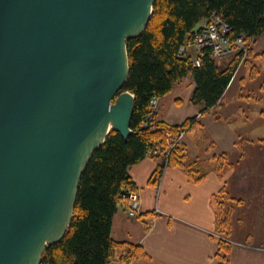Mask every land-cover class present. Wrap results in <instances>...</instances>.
I'll list each match as a JSON object with an SVG mask.
<instances>
[{
    "label": "water",
    "instance_id": "water-1",
    "mask_svg": "<svg viewBox=\"0 0 264 264\" xmlns=\"http://www.w3.org/2000/svg\"><path fill=\"white\" fill-rule=\"evenodd\" d=\"M156 1L0 0V264H41L94 153L132 135L127 43Z\"/></svg>",
    "mask_w": 264,
    "mask_h": 264
},
{
    "label": "trees",
    "instance_id": "trees-1",
    "mask_svg": "<svg viewBox=\"0 0 264 264\" xmlns=\"http://www.w3.org/2000/svg\"><path fill=\"white\" fill-rule=\"evenodd\" d=\"M214 16H219L228 26L227 38L232 42L244 37L249 45L264 35V0L156 1L146 31L127 43L130 74L124 90L135 96L133 133L124 139L112 131L94 153L80 182L71 225L59 243L46 248L41 264H111L116 250H127L126 262L143 254L140 246L119 243L112 237L113 218L121 195L127 189H135L129 171L146 158L148 150L165 146L167 131L173 135L180 131L187 133L197 123L192 117L179 125H169L159 121L157 113L150 120L151 100L164 98L177 83L191 77L195 84L192 102L207 112L221 103L244 63L255 57L264 58V51L256 53L253 46L245 57L243 52L229 56L223 68L210 48L204 49L200 66L195 65L191 55L180 56V48L193 37L194 30ZM252 75H259L255 66ZM153 159L158 166L150 180L152 185L159 184L167 167L182 170L194 184L207 177L206 163L193 159L183 141L168 158ZM215 161L218 172L233 164L226 154L216 156ZM213 202L217 208L215 258L218 264H229L234 246L231 236L235 211L243 200L222 189Z\"/></svg>",
    "mask_w": 264,
    "mask_h": 264
},
{
    "label": "crops",
    "instance_id": "crops-1",
    "mask_svg": "<svg viewBox=\"0 0 264 264\" xmlns=\"http://www.w3.org/2000/svg\"><path fill=\"white\" fill-rule=\"evenodd\" d=\"M235 80L221 103L207 112L192 102L195 84L191 77L159 99V121L179 125L196 118L183 143L193 159L206 163L207 177L194 184L182 170L167 167L159 184L152 185L157 161L146 157L133 166L129 174L141 197V212L132 219L125 204L119 205L112 237L119 243L140 246L143 254L126 262L127 250H116L111 264H218L214 240L217 208L213 199L222 189L243 200L235 211L231 236L239 246H233L229 264H264V250L259 249H264V164L251 163L253 151H257L254 138L264 150V139L260 138L264 136V86L261 83L256 90L260 97L253 96L251 83L245 84L250 94L237 96L242 84L236 86ZM184 85L190 89L185 100L181 97ZM221 154L233 164L218 172L215 157ZM242 160L244 164H236ZM236 233L241 235L237 238Z\"/></svg>",
    "mask_w": 264,
    "mask_h": 264
},
{
    "label": "built area",
    "instance_id": "built-area-1",
    "mask_svg": "<svg viewBox=\"0 0 264 264\" xmlns=\"http://www.w3.org/2000/svg\"><path fill=\"white\" fill-rule=\"evenodd\" d=\"M229 33L228 26L222 21L219 16H214L211 20L205 21L199 25L193 32V37L180 48V56H192L196 66L201 65L200 58L204 56V49H212V54L215 59H222L243 52L244 57L248 55L254 42L246 43L244 37H238L235 41L227 38ZM264 35L258 40H263ZM254 43V44H253ZM159 99L153 98L151 100V120L158 111ZM149 125V123H146ZM186 131H180L177 135L170 132L165 134V146H154L146 153V157L153 158L158 156L160 158H168L171 152L180 144L186 137ZM125 204L126 212L129 218L136 219L141 212V197L139 192L134 189H127L121 195V202L119 205ZM243 246V245H242Z\"/></svg>",
    "mask_w": 264,
    "mask_h": 264
},
{
    "label": "rangeland",
    "instance_id": "rangeland-1",
    "mask_svg": "<svg viewBox=\"0 0 264 264\" xmlns=\"http://www.w3.org/2000/svg\"><path fill=\"white\" fill-rule=\"evenodd\" d=\"M253 49L256 51V53L263 52L264 51V39L258 40L257 43H255V45L253 46ZM228 58L229 57L223 58L222 60L218 61V64L220 65L221 63H223L224 64L223 67H224L229 60ZM254 66L259 71V75H255V76L252 75V71H253ZM223 67L220 66V68H223ZM235 79H236L235 85L236 84L238 85L239 83L242 84V86L237 91V93H238L237 96H239V95L244 96L246 93L250 94V92H248L246 90V87H245V84L247 86L250 83H251L250 85L254 89V92H253L250 88V91H252L254 93L253 96H258V97L262 96L260 93H258V91L256 92V90L259 89V86H261V83H262V88L264 86V58L255 57L254 59H250L249 63H244L239 68V71H238ZM185 84H187V82ZM184 89L185 90H184L183 94H181V97H182V99L185 100L187 98L188 93L190 92V89L187 85H184ZM234 91L236 92V89H234ZM232 96H233V94H232ZM259 103H261V102H259ZM158 106H159V104H158ZM262 132L264 133V130ZM260 138L264 139V136L260 137ZM256 140H258V139L254 138L253 146H254V148H257V151H253L251 163L252 164H264V150L262 149V146L259 144L260 142H258V141L255 142ZM236 164H244V161L242 160L241 162H236ZM240 235L241 234H239V233L235 234V236H237V238ZM234 245H238V244L234 243ZM259 249L264 250L263 248H259Z\"/></svg>",
    "mask_w": 264,
    "mask_h": 264
},
{
    "label": "bare ground",
    "instance_id": "bare-ground-1",
    "mask_svg": "<svg viewBox=\"0 0 264 264\" xmlns=\"http://www.w3.org/2000/svg\"><path fill=\"white\" fill-rule=\"evenodd\" d=\"M110 128H111V126H110Z\"/></svg>",
    "mask_w": 264,
    "mask_h": 264
}]
</instances>
